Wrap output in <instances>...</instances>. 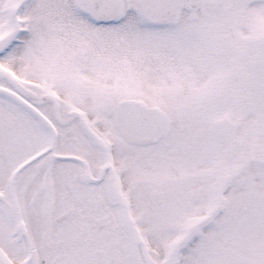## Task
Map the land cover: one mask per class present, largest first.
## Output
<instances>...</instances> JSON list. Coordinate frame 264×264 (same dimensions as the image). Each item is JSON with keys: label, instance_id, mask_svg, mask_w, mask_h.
Here are the masks:
<instances>
[{"label": "snow or ice", "instance_id": "obj_1", "mask_svg": "<svg viewBox=\"0 0 264 264\" xmlns=\"http://www.w3.org/2000/svg\"><path fill=\"white\" fill-rule=\"evenodd\" d=\"M0 264H264V0H0Z\"/></svg>", "mask_w": 264, "mask_h": 264}]
</instances>
